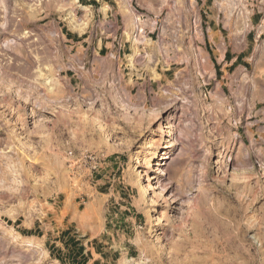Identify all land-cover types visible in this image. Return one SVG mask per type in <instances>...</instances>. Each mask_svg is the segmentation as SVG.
Listing matches in <instances>:
<instances>
[{
  "label": "rangeland",
  "instance_id": "obj_1",
  "mask_svg": "<svg viewBox=\"0 0 264 264\" xmlns=\"http://www.w3.org/2000/svg\"><path fill=\"white\" fill-rule=\"evenodd\" d=\"M119 4L0 0V264H264V0Z\"/></svg>",
  "mask_w": 264,
  "mask_h": 264
},
{
  "label": "crops",
  "instance_id": "obj_2",
  "mask_svg": "<svg viewBox=\"0 0 264 264\" xmlns=\"http://www.w3.org/2000/svg\"><path fill=\"white\" fill-rule=\"evenodd\" d=\"M114 2H122L123 4H119L117 6L116 13L124 18H126L125 25L129 29L130 25L128 23V20L130 18H136V15H144V17H148L147 15L151 14L152 12H164L167 7L168 3L172 1H177V0H111ZM159 13V14H160ZM133 15V16H131ZM137 19V18H136ZM145 19V18H144ZM145 26H150L153 25L152 19H145ZM135 22V20H134ZM133 22V23H134ZM137 24V23H136ZM135 26V25H131ZM139 26V23L137 24ZM146 28V27H145Z\"/></svg>",
  "mask_w": 264,
  "mask_h": 264
},
{
  "label": "bare ground",
  "instance_id": "obj_3",
  "mask_svg": "<svg viewBox=\"0 0 264 264\" xmlns=\"http://www.w3.org/2000/svg\"><path fill=\"white\" fill-rule=\"evenodd\" d=\"M133 22H134V19H131L130 23H133ZM204 60H205V59H204ZM204 63H206V60L204 61ZM205 66H206V64H204L202 67L204 68ZM203 70H204V69H203ZM168 123H169V122H168ZM168 125H169V124H168ZM163 154H165V153H163ZM163 157H164V156H163ZM163 157H161V158H163ZM158 165H159V164L157 163V164H156V167H157ZM156 167H155L154 170H155V172L157 173V172H158V171H157V170H158V167H157V168H156ZM155 178H156V177H155ZM149 179H150V178H149ZM149 179H148V185H150V180H149Z\"/></svg>",
  "mask_w": 264,
  "mask_h": 264
}]
</instances>
